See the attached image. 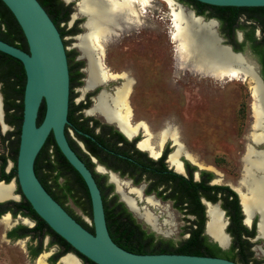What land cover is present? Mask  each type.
<instances>
[{
	"label": "rangeland",
	"instance_id": "rangeland-1",
	"mask_svg": "<svg viewBox=\"0 0 264 264\" xmlns=\"http://www.w3.org/2000/svg\"><path fill=\"white\" fill-rule=\"evenodd\" d=\"M175 1L182 3L179 0ZM182 4L193 9L185 3ZM142 8L144 10L140 11L139 23L127 26L121 22L123 29L119 31L122 33L108 42L104 56L105 65L111 71L126 73L131 79L128 99L134 114L133 120L144 121L153 132L165 126L176 129L179 142L184 147V153L179 158L182 162L189 160L198 166V170L212 172L213 184H236L242 169L241 156L247 142L246 134L251 131L253 98L249 85L241 80H218L201 71L192 72L189 69L190 63L179 64L175 43L169 34L172 25L169 6L162 0H151ZM219 27L218 21V31ZM255 34L257 37L260 36L258 28ZM65 47L68 52L72 50L69 42ZM241 51L261 75V65L257 57L247 46ZM119 85V80H114L109 81L104 88L112 93V89ZM0 95L3 101L1 91ZM16 101L20 102L19 99ZM6 124L8 127L4 129L0 123V153L8 156L10 143L7 137L5 140L2 138L13 131L14 126L7 122ZM9 140H14V136ZM166 145L170 152L175 148L170 140H167L164 146ZM7 159L5 170L9 171L14 162L9 157ZM167 164L174 169L169 161ZM13 180L15 178L10 181ZM14 186L19 201L21 194L16 182ZM132 196L138 206L145 205V202L136 198L135 194ZM162 203L166 208H149L157 215L160 229V232L153 231L174 242L186 238L188 234L184 231L187 224L185 215L174 208L170 201ZM217 203L221 207V200ZM65 205L91 225V217L83 209L84 203L74 204L68 201ZM11 217L13 219L11 226H5L0 219V264H36L40 254L48 253L50 249L43 247L35 258H31L27 253L29 247L27 239H10L7 235L16 224L25 225L22 216ZM140 221L152 229L145 221ZM253 245L255 260L264 264V250L260 249L262 247L264 249L262 240L257 238ZM72 253L78 257L81 264V258ZM47 258L48 256L45 260L48 263Z\"/></svg>",
	"mask_w": 264,
	"mask_h": 264
},
{
	"label": "trees",
	"instance_id": "trees-1",
	"mask_svg": "<svg viewBox=\"0 0 264 264\" xmlns=\"http://www.w3.org/2000/svg\"><path fill=\"white\" fill-rule=\"evenodd\" d=\"M38 1L53 20V0ZM179 1L192 7L197 14L203 15L206 18L212 17L218 19L223 29L229 31L230 35H232V47L234 50L241 51L247 46L257 57L261 65V77L264 81V7L213 6L201 3L197 0ZM248 26H250V29H247ZM238 28L247 29L245 41L242 43H238L235 39V29ZM257 28L260 29L259 37L254 34ZM0 39L25 51L28 50L20 26L13 14L1 0ZM24 84L25 73L22 63L18 59L0 51V91L3 94L4 117L8 124L14 126V130L8 132L7 135L2 138L5 140L7 137L10 143V155L6 156L0 153V180H4L5 182H9L12 178L16 179V156L22 122V96ZM17 99H19L20 102H17ZM43 114L44 104L42 103L38 111V124L41 122ZM67 117L69 119V116ZM119 135L123 138L121 134ZM12 136H14V140H9ZM53 148L54 152L52 150ZM167 153L168 149H165L160 158L156 160L148 158L145 164L146 167H144L143 171L147 173L148 178L153 179V186L162 184L164 185V190L169 189V192L164 196L161 195L162 192H158L157 195L162 199H175V205H179L178 207L185 215L184 218L187 224L184 226V231L188 236L178 242H174L171 239L155 234L154 231L149 230L143 222L134 217L132 212L127 209L123 202L118 201V196L114 194V196L109 199H106V195L103 197L107 229L112 240L120 247L134 253H181L220 256L239 262V264H260V261L251 258L252 253L248 250L249 245L247 241L242 238L244 228L240 225L242 214L236 193L227 185L212 184V172L198 170L196 165L191 164L187 160H184L186 176L168 169L165 162ZM51 154L54 155L53 159L50 157ZM8 157L13 160L14 165L9 171H6L5 168ZM65 165L75 170L63 156L52 134H50L36 156L34 163L35 173L38 177L39 171L42 168H44V170H50V173L56 171L54 175V180L56 181L59 176H64L66 173L63 172L64 170L59 171L62 168L64 169ZM196 171L198 172L197 180L194 179V173ZM46 175L47 177L45 179H48V174L46 173ZM79 181L87 193L86 185L81 177H79ZM108 187L112 189L111 185H108ZM64 189L67 191L70 190L67 186H65ZM202 198L212 203L221 200V207L226 211V216L229 218L227 232L233 238L229 248L221 249L216 243L210 241L208 235L204 233L206 217L204 212L205 207L201 201ZM6 203L14 204L15 210L11 212L13 216H15L19 210H21L23 214L33 215L39 222L42 235L45 233L43 228H46V231L53 234V236L56 237V241L64 246V250L61 253L71 251L83 260V264H96L74 250L69 243L56 234L46 222L35 213L30 203L22 194L21 200L0 202V206ZM84 204L85 208L83 209L92 217L89 199ZM61 205L64 208H68V206L63 203H61ZM5 212H7V209H0V216ZM71 213L82 226L90 232H93L92 224H87L80 216L75 215L72 211ZM251 233H255L254 225ZM40 249L41 247L36 250L35 255L40 252ZM61 253L56 254V257H59Z\"/></svg>",
	"mask_w": 264,
	"mask_h": 264
},
{
	"label": "bare ground",
	"instance_id": "bare-ground-1",
	"mask_svg": "<svg viewBox=\"0 0 264 264\" xmlns=\"http://www.w3.org/2000/svg\"><path fill=\"white\" fill-rule=\"evenodd\" d=\"M150 1L78 0L77 10L86 17V20L84 32L77 36L76 46L87 59V77L84 89H92L98 85L104 86L109 81L122 79L120 85L116 86L112 93L105 89L101 90L89 111L101 114L107 121L116 124L126 136H131L138 130H142L145 135L139 146L148 150L149 154L153 155L152 157L157 158L167 140H170L173 147L176 146V148L169 154L168 161L175 170L181 172L179 158L184 153V147L179 142L176 129L165 126L159 131L153 132L144 121H138L132 125L131 120L134 114L128 99L131 92V79L126 73L120 74L111 71L104 62L106 44L117 36L114 31L123 29L121 22L127 26L139 23L140 11L142 12L144 10L142 7L148 5ZM162 1L166 2L171 10L172 25L169 34L175 43L179 64L181 62L190 63L189 69L192 72L201 71L218 80H241L249 85L253 98L251 131L246 134L247 142L241 157L240 177L237 183L235 182L236 184H230V186L239 194L247 223L250 222L253 214L259 213L258 231L264 239V93L257 71L245 63L238 68H227L234 62L241 63L242 58L239 54L231 55L226 47L219 45L215 34L216 23L214 20L204 21L200 17L193 16L190 9L175 0ZM254 145L262 147V149L258 150ZM191 160L194 161L193 158ZM111 181L116 185L128 207L130 206L129 208L140 218L135 216L149 224L152 231L160 232L157 215L151 212L147 206H137L135 199L129 195V193H134L140 198V189L130 187L128 181L120 180L114 174H111ZM13 187L12 181L6 184L0 182V200L14 196L12 194ZM146 203L153 208L162 207L150 197L146 198ZM206 205L207 234L226 249L229 239L222 233V230H225L227 219L222 216L217 204L205 203ZM1 221L5 226L9 225V215H4ZM48 254L47 252L41 253L36 264H48L45 260ZM78 263L79 260L71 253L62 256L58 262V264Z\"/></svg>",
	"mask_w": 264,
	"mask_h": 264
},
{
	"label": "water",
	"instance_id": "water-1",
	"mask_svg": "<svg viewBox=\"0 0 264 264\" xmlns=\"http://www.w3.org/2000/svg\"><path fill=\"white\" fill-rule=\"evenodd\" d=\"M1 1L15 17L24 34L28 47V50L25 51L0 39V51L18 59L22 63L25 73L22 96V122L16 156V179L12 182L14 184L16 182L20 193L30 203L35 213L56 234L69 243L74 250L96 264H239L236 261L220 256L181 253H134L120 247L112 240L107 229L101 191L91 170L71 148L65 134V126L68 124L69 70L66 47L59 30L38 0ZM197 1L213 6L264 7V0ZM186 8L192 11L193 16L200 17L204 21L214 20L216 23L215 34L219 45L226 47L231 55L239 54L241 56V63L234 62L229 64L230 66L227 68H238L245 63V65H251L254 70L256 69L255 65L248 60L242 51H236L232 45L224 42L223 37L217 29L218 21L215 18H205L203 15L197 14L194 9ZM121 33V31H114V34L117 36ZM239 37L241 38L240 33ZM256 71L264 93V81L259 70L256 69ZM119 81L120 83L122 82L121 80ZM42 103L44 104V114L41 122L38 124V111ZM0 123L4 129H7L8 125L4 121L2 95H0ZM50 134H52L63 156L79 173L87 187L90 196L93 232L82 226L48 193L35 173L34 163L36 156ZM132 137L133 135L127 136L128 139ZM255 148L258 150L262 149V147ZM181 167V172L175 171L186 176L183 162H181ZM195 179H198V172L195 173ZM0 182L6 184L11 181L5 182L4 180H0ZM226 185L238 194L230 184ZM4 201L8 200L0 202ZM202 202L211 205L217 204L222 212V216L227 219L225 230H222V233L229 239L227 249L230 246L232 237L227 232L229 220L225 215V211L217 202L212 203L205 198H202ZM126 206L128 207L127 204ZM128 209L134 214L129 207ZM241 209L243 212L242 206ZM205 215L207 217L206 210ZM206 226L207 218L204 224V233L208 235ZM208 237L210 241L216 243L221 249H225L212 236L208 235ZM257 237L258 234L256 235ZM68 253L73 254L72 252L65 254ZM76 258L78 259L77 256Z\"/></svg>",
	"mask_w": 264,
	"mask_h": 264
},
{
	"label": "flooded vegetation",
	"instance_id": "flooded-vegetation-1",
	"mask_svg": "<svg viewBox=\"0 0 264 264\" xmlns=\"http://www.w3.org/2000/svg\"><path fill=\"white\" fill-rule=\"evenodd\" d=\"M77 3L78 0H53L52 2L53 22L59 30L64 45L66 46V43L69 42L71 43V49H72L69 52L66 50L68 70H69V104H68V115H67L69 116V119L68 117L67 119H68V124L70 125L66 124L67 126H65V134L71 148L85 163V165L91 170L95 178V181L97 182V185L101 191L102 199L105 195H106V199H109L112 198L114 194H116L118 196L117 200L123 202L124 205L126 206L125 204L126 201L118 192L116 185L111 181V174H114L120 180L128 181L130 187L140 189L141 197L139 198L137 194H135L136 198H139L140 201H144L145 205L143 206H147L148 209L152 206L147 205L146 198L150 197L152 200L157 201L158 204L162 206L161 208H166L165 205H162L163 204L162 202L170 201L174 208L182 212L178 207L179 205L178 206L175 205L176 204L175 199L174 200L170 198L162 199L157 195L158 192H162L161 195L164 196L169 192V189L164 190L163 189L164 185L162 184L159 186H153V181H152L153 179L148 178L147 173L143 171L144 167H146L145 164L147 162V159L150 158L156 160L160 158L163 155L165 149H168V153L166 154L165 157V162L167 164L168 161L167 156H169V154L171 153L168 146L166 145L162 147V150H160V154L157 158L152 157L153 155L151 156L148 150L142 149L139 146L140 141L144 138L145 135L142 130H138L135 134H133V137L131 139H128L127 136L123 132H121V130L116 124L107 121L101 114L91 113L89 111L94 105L95 98L97 97V95L100 93L101 89L104 86L98 85L92 89L91 88L84 89L86 84V77H87L86 76L87 59L81 54V51L76 46V43H77V36L84 32L83 31L84 22L86 20V17L78 12ZM216 20L219 21L218 19ZM121 26L123 25L121 24ZM247 29H250V26H248ZM247 29H240V28L235 29V39L238 43H242L245 41ZM258 30L260 32V29ZM239 33L241 34V38L239 37ZM255 33H256V29L254 34ZM219 34L223 37L225 43L233 45L232 35H230L229 31H225V29H223L221 23L219 27ZM77 51H79V53H77ZM135 123L137 122L132 118L131 124L133 125ZM119 134H121L123 138ZM52 150L54 152V148ZM50 157L53 159L54 155L51 154ZM183 166H184V162H183ZM167 167L168 169H171L174 172H176L175 168L172 169L171 167H169L168 164ZM59 171H63L64 173L65 172L66 173L65 174L63 173L64 176H59L56 181L54 180L55 178L54 175L56 174V171L50 173V170H44V168H42L38 174L39 177L38 179H40V182L43 183L42 185L59 204L61 203L65 204L68 201L74 204H82L87 202L88 199L90 201L88 190L86 193L82 184L79 181V177L81 176L76 170H73L65 165L64 169L62 168ZM46 173L48 174V179H45L47 177ZM195 173H194V179H195ZM108 185H111L112 189H110ZM65 186L69 187L70 190L67 191L66 189H64ZM126 191H128V189H126ZM12 194L14 196L10 198L1 199L0 201L9 200V199H13V201H17L18 195L15 193V186L13 187ZM130 194L131 197H133L132 195L134 193H129V195ZM236 195L242 214L240 225L242 228H244L242 238L247 241V244L249 245L248 250L252 253L251 258H254L252 252V248H253L252 246H254L253 241L259 238L262 240L264 245V239L262 238V236L259 235L258 224H257V221L259 220L258 216L260 215L259 213L253 214L250 224L246 223L244 221L245 216L241 209L242 205L240 204V197L238 196L237 193ZM135 203L138 206L136 200ZM204 207L206 210L207 205L205 206L204 204ZM3 208L7 209V212H9L10 214L15 210V206L13 203H6L5 205L0 206V209ZM64 209L70 215H72L71 208L68 207ZM9 213L5 212L2 214L3 216L8 214L10 217V224L7 226H11L13 224V219L11 217L13 215L12 214L10 215ZM16 215L22 216L21 219H23L22 222L25 223V225L16 224L9 230L7 235L10 239H21V238L27 239L29 243V247H27V253L31 258H35L44 247V249L46 248L50 249L47 258L48 264H58L60 257L62 255H64L67 252H71V251H67L61 253L64 250V246L60 245L56 241V237H54L53 234L48 233L46 231V228H43L45 233L42 235L41 228H39L40 227L39 222L35 217H33V215L23 214L21 210H19ZM135 215L138 216L137 214ZM135 215L134 217H136ZM225 215H226V211H225ZM3 216H1L0 219ZM138 220L140 221L141 219ZM253 225L255 230L254 234L251 233ZM148 229L151 230L150 228ZM257 234L258 237L256 238ZM39 247H41L40 252L35 255V252ZM260 249L264 250L263 247ZM58 253H61V255L59 257H56V254ZM81 264H83L82 259H81Z\"/></svg>",
	"mask_w": 264,
	"mask_h": 264
}]
</instances>
